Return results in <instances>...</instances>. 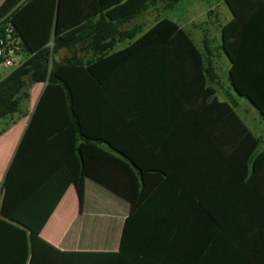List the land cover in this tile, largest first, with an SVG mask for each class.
<instances>
[{
  "label": "crops",
  "instance_id": "0c3cea01",
  "mask_svg": "<svg viewBox=\"0 0 264 264\" xmlns=\"http://www.w3.org/2000/svg\"><path fill=\"white\" fill-rule=\"evenodd\" d=\"M115 1L64 0L62 24L75 25L76 38L84 35L89 13L92 28L114 26L123 35L92 48L82 42L56 50L50 61L91 63L98 84L77 88L84 132L110 143L94 142L109 156L138 159L142 172L134 177L130 165L92 163L90 172L106 186L85 179L80 202L67 186L39 238L64 260L77 254L81 264H264V119L227 78L231 63L218 49L216 27L233 17L230 10L222 0L171 7L159 1L123 21L108 16L118 8ZM161 18L186 33L189 45L182 38L135 45ZM44 87H30L22 116L0 120V197ZM55 114L58 120L50 118ZM68 123L64 105L51 104L38 127L48 134ZM70 134L53 138V148H69ZM252 140L257 145L250 152ZM65 157L73 172L69 149ZM134 180L139 197L132 202L106 190L128 189Z\"/></svg>",
  "mask_w": 264,
  "mask_h": 264
},
{
  "label": "trees",
  "instance_id": "16d2710c",
  "mask_svg": "<svg viewBox=\"0 0 264 264\" xmlns=\"http://www.w3.org/2000/svg\"><path fill=\"white\" fill-rule=\"evenodd\" d=\"M159 1L171 7L181 0H116L113 5L118 8L108 16L116 20H130ZM222 1L233 16L224 25L216 27L220 40L218 49L231 63L227 73L229 84L264 119V0ZM63 5L64 0H4L0 5V32L5 22L10 23L21 39L23 53L21 65L4 75L0 73V120L13 115L22 116L30 87L45 83L2 181L0 264H81L77 254L72 259L64 260V254L39 238V232L67 186H74L80 202L85 179L106 186V183L90 172L92 163L110 162L126 169L130 165L135 170L130 172L134 177L140 176L142 172L138 159L130 156L123 160L111 157L96 145L98 143H94L106 141L91 140L84 132L77 107V88L94 82L98 84L91 63H86L83 67L81 61L74 57L60 64L50 61L51 54L56 50L74 48L77 43L82 42L92 48L94 43L123 34L118 33L114 26L104 30L92 28L93 14L89 13L83 19L88 23L83 31L84 35L76 38V31L71 29L75 25L62 24ZM54 11L55 24L51 39ZM150 38H182L187 42L188 35L169 19L161 18L135 45H141L142 41ZM51 104L64 105L69 123L61 127L58 125L45 134L38 126L43 125L40 123L48 118ZM225 111L229 119L236 121L240 133L250 138V134L239 124L231 110ZM50 118L58 120L59 115L55 114ZM38 129L42 131L41 134ZM67 133H71L69 148L66 145L53 148V138L62 135L67 137ZM106 144L112 146L110 143ZM251 144L250 152L255 149L257 141L252 140ZM67 148L73 155V172L66 165ZM106 190L129 202H132L135 195L139 197L135 180L134 185L128 189ZM247 263L249 262L246 260Z\"/></svg>",
  "mask_w": 264,
  "mask_h": 264
},
{
  "label": "built area",
  "instance_id": "2783aa9c",
  "mask_svg": "<svg viewBox=\"0 0 264 264\" xmlns=\"http://www.w3.org/2000/svg\"><path fill=\"white\" fill-rule=\"evenodd\" d=\"M23 62L22 42L10 23L5 22L0 32V70L2 75Z\"/></svg>",
  "mask_w": 264,
  "mask_h": 264
},
{
  "label": "rangeland",
  "instance_id": "374dc122",
  "mask_svg": "<svg viewBox=\"0 0 264 264\" xmlns=\"http://www.w3.org/2000/svg\"><path fill=\"white\" fill-rule=\"evenodd\" d=\"M198 34L200 35L201 34V32L200 31H198ZM240 102H242V103H245L246 104V102L244 101V100H240ZM253 111V110H252ZM253 113H255L254 111H253Z\"/></svg>",
  "mask_w": 264,
  "mask_h": 264
},
{
  "label": "water",
  "instance_id": "95a60500",
  "mask_svg": "<svg viewBox=\"0 0 264 264\" xmlns=\"http://www.w3.org/2000/svg\"><path fill=\"white\" fill-rule=\"evenodd\" d=\"M53 32H54V25H53V29H52V36H53Z\"/></svg>",
  "mask_w": 264,
  "mask_h": 264
}]
</instances>
